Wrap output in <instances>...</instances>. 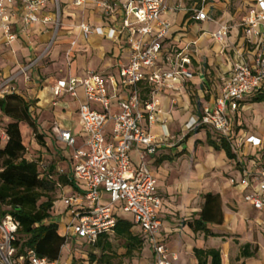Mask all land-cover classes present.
<instances>
[{"label":"crops","instance_id":"0c3cea01","mask_svg":"<svg viewBox=\"0 0 264 264\" xmlns=\"http://www.w3.org/2000/svg\"><path fill=\"white\" fill-rule=\"evenodd\" d=\"M75 1L60 0L61 22L57 29L53 22L27 26L23 0H14L8 5L7 24L15 40L8 43L0 30V80L15 78L18 96L30 105L32 112L37 110L41 115L44 134L55 136L64 161L55 164L56 179L61 176L69 178L73 170V151L59 142L58 131H71L77 148L84 144L78 111L85 102V94L80 88L77 99L69 94L55 97L53 87L59 80L83 79L90 73H96L108 81L110 95L117 92L123 96L125 91L120 85V71L130 59L125 32L116 41L95 34L86 39L80 27L85 23L92 29L120 28L126 16L118 7L127 0H92L80 7L74 5ZM255 3L256 0H208L206 3L202 0H171V12L163 15L172 29L164 43V56L159 61V68L171 70L169 58L186 49L192 59L194 78L185 83L174 81L173 88L162 93V115L159 119L167 121L169 136L160 143L154 155H147L144 149L135 147L131 159L135 168L145 161L156 176L157 193L162 202L159 217L163 233L167 245L178 256V264L186 255L189 258L184 259V264H199L196 249L219 250L222 264H264V210L258 211L244 201V190L240 184L244 169L258 174L264 168V91L248 97L236 112L231 113L233 139H237L241 148L243 167L229 143L214 130L199 127L188 134L185 131L190 119L200 118L205 109L215 107L225 81L232 76L238 61L253 68L256 54L261 50L260 43L264 41V31L249 39L241 24ZM202 6L209 19L198 22L194 19V9ZM42 17L55 19L53 4H48ZM225 26L229 28L228 36L218 41L215 35ZM44 54L47 55L46 63L42 62ZM36 56L42 57L38 65L25 75L20 74ZM142 98H149L145 87L142 88ZM92 106L101 110L98 104ZM112 112H119L116 100H112ZM146 128L159 138L164 136L160 123L152 127L146 124ZM249 137L259 139L261 146L246 144L245 139ZM209 138L218 145L225 141L232 158L225 150H216L210 145ZM66 152L70 153L67 155ZM48 165L50 167L51 164ZM72 182L75 187L61 188V198L83 189ZM207 195L218 197L221 206L222 223L207 224L215 237L195 233L189 226L200 218ZM103 201L105 204L109 202L108 194L103 195ZM178 215L186 224L174 223V217ZM62 228L59 229L60 235ZM133 230L138 231L136 227ZM233 239H237L240 245L232 250ZM247 244L258 246L255 257H242L243 247ZM232 251L233 260L230 257ZM69 252L64 261L74 258ZM208 264H211V259Z\"/></svg>","mask_w":264,"mask_h":264},{"label":"built area","instance_id":"2783aa9c","mask_svg":"<svg viewBox=\"0 0 264 264\" xmlns=\"http://www.w3.org/2000/svg\"><path fill=\"white\" fill-rule=\"evenodd\" d=\"M90 1L92 0H76L74 5L80 7ZM207 1L202 0L203 3ZM13 2L14 0H0V30L4 32L8 43L15 40V35L7 24L8 5ZM170 2L171 0H127L118 7L126 16L120 28L92 29L85 23L80 26L86 39L95 34L116 41L126 33L130 59L128 65L120 71V85L125 95L119 96L117 92L110 95L108 81L96 73H90L83 79L59 80L52 89L55 97L69 94L77 99L80 88L85 94V102L78 111L84 137L83 146L76 147V139L71 131L59 130L57 137L60 143L73 151V170L69 179L83 187L80 192L63 198L67 205L65 224L59 226L63 227L62 237L66 240L63 249L73 240H86L94 246L100 236L114 235L116 217L127 216L138 229L152 264H178V256L167 245L163 233V223L159 217L162 202L157 193L156 176L145 161L135 168L131 159L135 147H141L147 155L156 153L160 143L169 136L167 121L159 119L162 115V93L172 89L174 81L185 83L194 78L192 59L186 49L169 58L171 70L163 71L159 68V61L164 56V43L172 29L171 23L163 19V15L172 10ZM23 3L24 22L27 26L53 22L59 28L60 0H23ZM48 4L55 7V19L42 17ZM194 13V19L198 22L209 19L203 6L195 8ZM241 27L249 39L264 31V0H256ZM228 32V27H222L215 37L222 41L228 36ZM53 43L54 41L51 46ZM260 46L253 68L238 61L232 76L225 81L222 95L215 107L205 109L203 116L190 119L185 126L187 134L199 127L214 130L221 139L229 143L241 167L243 155L237 139H233L234 122L231 113L236 112L248 97L264 91V41ZM41 59L42 57H38L31 60L20 74L25 75ZM144 87L148 90V99L142 98ZM10 95H18L14 77L0 80V99ZM112 100L117 101V113L112 112ZM92 104H98L101 110L94 108ZM158 123L164 132V136L160 138L146 128V124L152 127ZM0 138L3 143L8 141L3 129H0ZM245 143L254 147L261 146V141L255 137L245 139ZM40 169L47 172L49 165L42 163ZM59 173L63 174V171ZM240 184L244 190V201L254 209L263 211L264 168L258 174L244 169ZM104 194L109 195V202L106 204L103 201ZM19 228L20 222L13 215L2 216L0 204V264H71L63 258L56 261L42 259L34 251L16 259L17 249L14 243Z\"/></svg>","mask_w":264,"mask_h":264},{"label":"trees","instance_id":"16d2710c","mask_svg":"<svg viewBox=\"0 0 264 264\" xmlns=\"http://www.w3.org/2000/svg\"><path fill=\"white\" fill-rule=\"evenodd\" d=\"M0 113L12 121L7 126L0 127L8 136L6 143H3L0 138V204L2 216L11 214L20 222L14 243L17 249L16 259L34 251L42 259L56 261L62 258L66 240L59 233V225L51 221L55 207L52 194L56 188L75 187V185L67 176L56 179L55 165L51 164L49 170L44 172L40 169V161H29L26 158L27 149L21 132L22 123L33 130L40 144L45 145V143L43 136L38 134L31 107L24 99L18 95L0 99ZM208 143L216 150H225L232 158L230 147L225 141L218 145L209 138ZM205 199L200 218L189 223V226L195 233L202 232L206 237H215L216 235L207 228V224L222 223L220 201L213 195H207ZM116 219L114 237L125 241V255L132 257L136 253L141 254L145 250L144 241L140 235L133 233L132 220L127 216L116 217ZM110 238L109 235L100 236L94 247L102 252L112 251ZM84 242L87 243L86 240ZM251 248L250 244L243 247V258L256 256L258 248L256 247L253 251ZM195 256L199 264H208L210 259L211 264H222L219 250L196 249ZM114 257L112 253L103 255L100 263L112 264ZM74 262L75 257L72 258L71 264ZM95 263L96 256L91 254L89 264Z\"/></svg>","mask_w":264,"mask_h":264},{"label":"rangeland","instance_id":"374dc122","mask_svg":"<svg viewBox=\"0 0 264 264\" xmlns=\"http://www.w3.org/2000/svg\"><path fill=\"white\" fill-rule=\"evenodd\" d=\"M37 57L38 56L33 57L32 60L36 59ZM46 57L47 55L44 54V59L42 62L46 63ZM25 93L26 92L24 91L23 94ZM32 116H33V120H35V122L37 123L38 134L43 136L44 138L43 142L47 144V146L40 144V142L35 137L33 130L27 124L22 123L21 132L23 135L24 144L27 149L26 157L33 161H40L41 163L46 162L52 165L64 163L55 136L52 133H50V135L44 134L45 131L41 127L43 123V120L41 119V115L38 114L36 110L32 112ZM10 122L12 121L0 113V127H5ZM38 146L41 148V150H39ZM41 151H44V153ZM66 153L68 155L70 152H66ZM63 166L65 167V165ZM62 194L63 192L61 188H56L55 192L52 194V198L55 201V207L53 210V214H52L53 216L51 221L53 223L58 224L59 226H63L67 218V205L63 201V198H61ZM174 218H175V222H174L175 224H186L184 218L180 217L179 215L175 216ZM133 233L135 235H140L137 230H133ZM110 237H111L110 241L112 243V251L110 252H102L100 249H96L93 245H90L84 241H79L74 243L70 241L69 247L63 249L64 252L62 253L61 257L62 258H66L67 256L69 257L70 255L69 251H71V255L75 257L74 264H87V263L89 264L91 259V254H93L96 256L95 264H105V263H100L101 258H103V255H109V253H112L113 255H115V257L112 260V264H118L119 262H121V264H152L151 258L149 256V252L146 249L142 251L141 254L136 253L132 257H127L125 255L126 254L125 241L121 239H116L114 235H111ZM239 245L240 242L237 239H233L231 249L233 250V248H237V246ZM242 247H240V249ZM255 247L258 246L256 244H253L251 251H253ZM232 253L233 251L231 252L230 257L233 260ZM188 258H189L188 255L183 256L181 259V264H184L183 263L184 259H188ZM67 261L72 263V259L70 258H68ZM222 263H223V258H222Z\"/></svg>","mask_w":264,"mask_h":264}]
</instances>
